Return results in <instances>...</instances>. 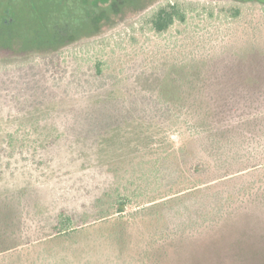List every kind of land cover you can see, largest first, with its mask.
I'll list each match as a JSON object with an SVG mask.
<instances>
[{"label": "rangeland", "instance_id": "374dc122", "mask_svg": "<svg viewBox=\"0 0 264 264\" xmlns=\"http://www.w3.org/2000/svg\"><path fill=\"white\" fill-rule=\"evenodd\" d=\"M263 4L0 0V264H264Z\"/></svg>", "mask_w": 264, "mask_h": 264}, {"label": "trees", "instance_id": "16d2710c", "mask_svg": "<svg viewBox=\"0 0 264 264\" xmlns=\"http://www.w3.org/2000/svg\"><path fill=\"white\" fill-rule=\"evenodd\" d=\"M263 9H264V4H263ZM186 19V14L185 11L182 9V7L178 4V3H171L168 6L161 8L160 10H158L155 15L152 18V28L154 31H156L157 33H163L165 31H167L175 22H184ZM12 21V20H11ZM7 22V21H6ZM6 24H11L9 22H7ZM218 142V141H217ZM234 147V146H233ZM235 148V147H234ZM245 157V155H244ZM242 155H239V157H237L236 153L233 154L232 156H230L229 158H222L221 160L216 159V171H219L221 169H224L225 167H229V166H235L233 165L230 160L236 161H243L244 158ZM230 161V162H229ZM236 161V162H237ZM210 163L206 164L205 162H202L201 164H197V171L201 172L203 174H211L210 172H208V169ZM240 193V192H239ZM114 197V210L116 211V213L118 214H122L125 212V209L129 204V196H126L124 193H122L121 191H119L118 193L113 195ZM186 211V208H185ZM182 215L177 222V225H183L184 222L189 221V217L191 216V210L190 213L188 212V214H186L185 212H181ZM178 215V216H180ZM105 217V216H104ZM176 220V219H174Z\"/></svg>", "mask_w": 264, "mask_h": 264}]
</instances>
